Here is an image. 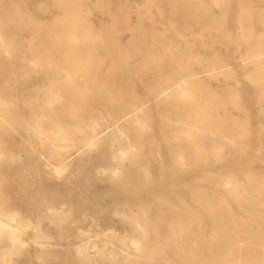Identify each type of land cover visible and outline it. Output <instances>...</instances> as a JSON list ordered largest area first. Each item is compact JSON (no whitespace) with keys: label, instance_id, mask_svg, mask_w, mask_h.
<instances>
[{"label":"rangeland","instance_id":"rangeland-1","mask_svg":"<svg viewBox=\"0 0 264 264\" xmlns=\"http://www.w3.org/2000/svg\"><path fill=\"white\" fill-rule=\"evenodd\" d=\"M7 1H18L37 20L45 22L34 29L40 33H53L57 26L52 21L63 12L52 5L53 0ZM82 1L77 14L103 37L96 40L103 69L116 70L114 64L119 60L107 54L105 44H132L128 65L136 68L145 59L141 47L149 43L151 36L159 37L155 41L157 52L163 54L170 48L183 64L193 68L201 70L205 62H226L223 73L200 74L205 76L210 90L218 94L215 98L223 100L214 107L227 108L245 121L244 134L229 143L222 139L209 142L203 136L204 150L191 148L183 161L173 159L161 136V113L169 107L159 100L164 94L153 95V73L135 70L125 72L122 81L126 91L146 100L153 155L134 153L117 140L109 141L107 132L102 131L96 142L70 148L67 165L56 171L46 163L47 151L37 144V138L11 124L5 129L0 124V139L5 147L0 156V205L27 223L13 241L0 231V259L5 254L8 264H132L135 259H139L137 264L142 259L143 264H165L166 259L186 264L174 246L175 239L179 242L181 236L171 235L169 224L193 217L203 220L204 227L209 228L208 201L216 207V215L226 218L230 212L241 222L240 237L255 242L264 239V89L256 88L251 77L253 65L240 55L247 43L257 39L236 45L225 36L239 35L243 28H249L254 37L264 34V18L259 17L264 15V0H195L197 6L192 5L193 0ZM208 11L216 20L209 19ZM5 13L0 6V15ZM16 38L17 43H26L22 32ZM109 51L117 53L119 49L115 46ZM13 73L9 75L17 74L19 78L16 85L27 91L43 89L50 83L49 73L40 66ZM229 94L239 104L230 101ZM180 144L187 147L185 140ZM235 193L243 195V205L238 204ZM137 216L145 227L143 234L134 221ZM35 231L47 234V242L35 240ZM141 236L145 239L138 250L133 240ZM188 239L183 240L180 254L191 259L209 252L208 241H204L205 248H194ZM151 252L152 259L147 257Z\"/></svg>","mask_w":264,"mask_h":264},{"label":"bare ground","instance_id":"bare-ground-1","mask_svg":"<svg viewBox=\"0 0 264 264\" xmlns=\"http://www.w3.org/2000/svg\"><path fill=\"white\" fill-rule=\"evenodd\" d=\"M80 2L81 0H53L52 5L61 8L63 12L54 17L52 25L57 27L53 33L48 34L34 31L45 25V22L37 20L28 9L17 4L18 1L12 3L0 0V6L6 10L4 15H0V83L3 85L0 86L4 88L0 90V124L4 129L11 124L27 135L37 138V144L47 151L46 163L51 164L54 170L59 171L67 165L66 157L70 148L96 142L102 131L107 132L109 141L117 140L124 148H129L134 153L145 151L149 156L153 155L154 141L149 139L148 135L151 126L146 100L126 91L122 81L125 79V72L134 70L143 74L153 73V95L158 97L164 94L159 100L169 107L161 113V136L168 144L173 159L183 161L185 153L191 148L199 152L204 150L203 136H206L209 142L222 139L229 143L235 142L244 134L245 121L227 108L214 107L222 104L223 100L215 98L218 94L210 90L205 76L200 74L201 71H208L207 75L223 73L227 70L226 62H205L201 70L193 68L189 64H183L178 54L170 48L163 54L157 52L155 41L159 37L151 36L149 43L141 47L145 59L141 60V64L136 68L128 65V57L132 56L129 50L133 47L132 44H105L107 54L117 56L119 60L114 64L117 66L116 70L111 67L103 69L96 44V40L103 37L84 17L77 14ZM192 5L197 6L195 0ZM43 6L46 7L45 4ZM202 7L206 5L203 4ZM208 14L210 20H216L209 11ZM246 14L245 17L248 16ZM259 17L262 19L264 15L260 14ZM139 28L144 32L141 26ZM18 32L23 33L26 43L16 42ZM225 36L232 38L236 45L240 41L257 39L255 43H247V49L240 55L244 61L249 60L253 65L251 77L256 83V88L260 91L264 89V34L254 37L249 28H243L239 35ZM115 46L119 51L110 52L109 49L112 50ZM38 66L50 75V83L43 89L24 90L16 85L19 79L17 74L14 77L9 75L10 72L36 70ZM12 94L14 98L10 97ZM262 94L264 96V91ZM229 95V100L233 101L232 94ZM234 103L239 104V101ZM151 134L153 136V133ZM181 140L187 142V147H181ZM2 141L0 139V156L5 150ZM224 181L230 182L228 179ZM261 188L264 190V187ZM234 195L238 204L243 205V195ZM205 205L211 213L209 228L204 227L203 220L193 217L170 222L171 235L181 236L179 242L176 239L174 241L178 256L187 261L186 264H264V239L255 242L240 237V221L230 212L226 218L216 215V207L210 201L205 202ZM9 219H15V222ZM134 221L139 231L145 233L141 218L137 216ZM26 224L15 212H8L0 205V231L5 232L10 240L19 238ZM187 237L194 248H205L204 241H208L209 252L191 259L186 254H180L183 240ZM34 239L47 242L48 235L35 231ZM144 239L145 236H141L138 240H133L136 249H141ZM149 254L147 257L152 259V252ZM7 259L9 261L3 254L0 264H8ZM135 260L132 264L139 263V259ZM140 263L143 264L144 259ZM164 263L174 264L168 259Z\"/></svg>","mask_w":264,"mask_h":264}]
</instances>
